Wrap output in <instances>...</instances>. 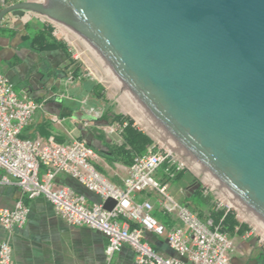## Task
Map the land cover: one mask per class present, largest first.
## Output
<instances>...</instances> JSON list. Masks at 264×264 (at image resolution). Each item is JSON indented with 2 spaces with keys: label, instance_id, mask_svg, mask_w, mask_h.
Returning <instances> with one entry per match:
<instances>
[{
  "label": "water",
  "instance_id": "obj_1",
  "mask_svg": "<svg viewBox=\"0 0 264 264\" xmlns=\"http://www.w3.org/2000/svg\"><path fill=\"white\" fill-rule=\"evenodd\" d=\"M141 119L264 231V0H38ZM107 199L103 209L111 211Z\"/></svg>",
  "mask_w": 264,
  "mask_h": 264
},
{
  "label": "built area",
  "instance_id": "obj_2",
  "mask_svg": "<svg viewBox=\"0 0 264 264\" xmlns=\"http://www.w3.org/2000/svg\"><path fill=\"white\" fill-rule=\"evenodd\" d=\"M41 108L31 99L18 97L0 73V185L15 186L21 194L12 209H0V225L5 232L0 243V264H13L9 236L26 224L28 207L23 200L38 197L45 198L57 217L69 226L85 227L104 236L107 264L124 245L132 250L136 264H231L233 242L220 223L201 219L187 205L176 202L166 184L154 178L159 170L172 177L187 169L186 162L172 148L153 145L133 158L122 186H116L96 169L98 155L84 141L58 143L53 138L22 137ZM124 126L113 123L105 132L120 136ZM60 176L75 180L100 201L89 204L85 195L59 184ZM143 193L153 194L158 211L180 226L167 227L155 219L154 204L149 199H136ZM107 199L116 203L111 211L103 209ZM144 232L164 238L177 257L164 258L154 252L144 240Z\"/></svg>",
  "mask_w": 264,
  "mask_h": 264
},
{
  "label": "crops",
  "instance_id": "obj_3",
  "mask_svg": "<svg viewBox=\"0 0 264 264\" xmlns=\"http://www.w3.org/2000/svg\"><path fill=\"white\" fill-rule=\"evenodd\" d=\"M21 1L39 2L0 0V10ZM52 23L54 22L42 16L25 13L21 17L8 14L1 24L0 73L12 85L18 97L31 99L42 105L35 113L32 123L23 131L22 137L53 138L58 143H66L72 139L82 140L98 155L94 162L96 169L114 185L122 186L128 166L108 159L110 147L119 141L114 137L120 139V136L105 132L111 124L101 119L107 108L97 94L96 83L72 77V72L79 66L70 62V57L64 50L43 49L39 43L34 42L35 37L44 32L46 26L57 27ZM52 119L58 122L53 123ZM158 179L165 183L164 175ZM57 182L85 195L89 204L100 201L69 177L60 176ZM171 183L165 184L176 202L187 205L201 219L208 218L212 206L201 193H194L197 186L192 176L186 175L185 180L179 182V191L183 199H186L184 202L169 191ZM20 198L21 194L15 186L0 185V209H12ZM136 199H149L155 207L153 217L167 227L180 226L158 211L153 194H139ZM23 201L28 207L26 224L20 229H14L9 236L13 264H107V242L99 232L69 226L57 217L51 204L43 197ZM4 236L5 232L0 225V243ZM143 238L161 257H177L164 238L150 232H144ZM230 239L233 242L229 255L231 264H264V246L249 230L231 236ZM109 264L136 263L132 250L124 245L114 254Z\"/></svg>",
  "mask_w": 264,
  "mask_h": 264
},
{
  "label": "rangeland",
  "instance_id": "obj_4",
  "mask_svg": "<svg viewBox=\"0 0 264 264\" xmlns=\"http://www.w3.org/2000/svg\"><path fill=\"white\" fill-rule=\"evenodd\" d=\"M52 24L57 26L52 29L54 38L64 43L68 53L72 58H75L73 60H75L77 66H79V70L81 72L79 73L80 76H75L76 79L79 77L78 79L80 80L94 84L96 83L97 94L103 102H105L107 110L115 115H120L130 120L135 127L152 139L154 146L157 148H171L151 130V128L141 119V117L132 109L123 97L104 78L73 37L62 26L57 25V23ZM114 139L120 140L118 137H114ZM180 158L182 157L180 156ZM186 165L187 169L184 172L192 176L193 182L197 186L194 193H201L203 198L209 203V205L212 206V210H216L217 207H219L224 208L226 211L233 214L239 222L247 226L248 230L253 234V237L258 240L262 246H264V231L250 218H248L240 209H238L230 200H228L220 191H218L210 182H208L200 173H198L190 164L186 162ZM163 175L162 170H159L155 174L154 178L158 179ZM171 184L172 187H170L169 191L173 195H176V197H180V201H186V199H183V195L179 191L181 188L180 183L174 182Z\"/></svg>",
  "mask_w": 264,
  "mask_h": 264
},
{
  "label": "trees",
  "instance_id": "obj_5",
  "mask_svg": "<svg viewBox=\"0 0 264 264\" xmlns=\"http://www.w3.org/2000/svg\"><path fill=\"white\" fill-rule=\"evenodd\" d=\"M53 28L49 25L46 26L45 31L39 33L34 42L39 43L41 48H58L64 50L70 57V62L76 65V61L73 60L71 55L68 53L66 46L63 42L55 39L52 32ZM0 28V33L2 32ZM77 66V65H76ZM79 68L72 72V77L76 79L79 75ZM76 76V77H75ZM101 119L105 120L109 124L118 123L125 124L120 134V140L112 144L108 151V159L114 162H120L123 165L130 166L133 158L145 153L151 146L154 145L152 139L135 127L132 122L120 115H115L107 110ZM186 172H179L174 174L172 177L165 176V183L167 182H180V180H185ZM208 218H211L215 224L220 223L221 230L226 233L229 237L234 235H240L248 231L247 226L239 222L233 214L226 211L224 208H217L216 210H211L208 214ZM221 220V221H220Z\"/></svg>",
  "mask_w": 264,
  "mask_h": 264
},
{
  "label": "bare ground",
  "instance_id": "obj_6",
  "mask_svg": "<svg viewBox=\"0 0 264 264\" xmlns=\"http://www.w3.org/2000/svg\"><path fill=\"white\" fill-rule=\"evenodd\" d=\"M58 25V24H57Z\"/></svg>",
  "mask_w": 264,
  "mask_h": 264
}]
</instances>
